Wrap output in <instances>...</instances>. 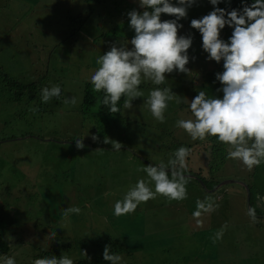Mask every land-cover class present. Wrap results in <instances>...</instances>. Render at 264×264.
Instances as JSON below:
<instances>
[{
	"label": "rangeland",
	"instance_id": "374dc122",
	"mask_svg": "<svg viewBox=\"0 0 264 264\" xmlns=\"http://www.w3.org/2000/svg\"><path fill=\"white\" fill-rule=\"evenodd\" d=\"M116 1L113 8L103 3L98 6L94 0H0V71L25 83L38 80L41 82L39 88L64 82V86L59 85L61 96L77 98L74 106H60L58 101H54L56 98H52L48 105L51 111L41 118L56 117L32 123L17 118L18 113L25 118L28 116L26 107L38 106V96L33 91L27 92L21 100L3 103L0 99V204L9 203L8 210H13L14 214L15 209L25 212V222L18 228L25 235L21 242L33 243L34 251L39 250L37 256L40 252L51 251L43 258L66 255L74 261L90 252L88 248H80L81 243L91 247L92 239L102 236L112 242L116 241L115 237L125 236L134 241L138 233L134 235L131 232L136 233L137 226L150 222L146 235L154 225H170L173 230L163 236L165 241L162 244L146 243L142 252L135 250L131 254L127 251L118 254L123 258L122 264H264V208L257 199L258 196L264 197V164L248 172L238 161L226 159L225 146L217 141H214L215 154L211 155L208 168H188L191 173L197 171V176L190 175L187 199L168 202L157 197L140 204L134 213L120 216V220L113 215L114 220L110 221L108 216L107 225L103 227L104 213L111 211L113 214L114 203L138 179L146 177L145 173L137 172V168L149 163L158 165L161 161L167 164L181 146L191 149L188 167L199 166L198 153H210V142L192 141L175 125L178 119L191 117L187 101L197 94L190 84L202 83L201 72L220 71L223 64L206 59L201 34L190 26L192 19H199L213 10L209 0H197L188 9L187 18L179 21L183 25L179 35H191L193 38L188 50V74L173 72L159 86L143 81L139 90L144 97L134 99L132 109L124 108L120 116L101 115L95 105L87 112L81 110L83 91L98 67L96 58L109 50L110 42L127 44L134 33L127 26V13L133 9L140 11L138 0ZM79 7L84 10L80 11ZM91 7L97 8L99 13L87 9ZM174 18L167 15L166 19ZM118 19L133 32L125 33L122 29L119 34L114 28L116 26L112 25L115 21V24L119 23ZM73 22L72 28L85 23L81 35H86V27L93 35L97 33L94 30L99 29L98 37L104 45L100 54L83 47V43H79V47L68 45L72 40L69 34ZM224 35L221 31V38L226 40ZM64 40L66 45H61ZM215 83L216 80L213 85ZM155 87L171 88L180 101L169 102L164 123L156 121L144 104V99ZM198 88L210 97L221 95L209 87L198 85ZM28 95L32 98L29 99ZM98 118L111 123L104 125L106 130L97 134L98 140L94 141L89 130L97 124ZM72 135L82 136L83 149L76 147V137ZM105 138L120 142L121 150H112L110 143H103ZM34 169L40 173L38 181L41 186L35 185L39 182L30 177L34 175ZM198 170L209 179L207 184H203ZM231 179L249 185L251 207L256 208V216L260 218L258 223H253L246 215L249 197L242 183L230 182L218 187ZM206 195H212L219 207L206 214L203 225L198 226L192 213L196 210V200H203ZM89 205L93 209L85 214L84 209ZM72 206H78L80 214L70 213L63 217V211ZM52 209H58V212L52 214ZM48 214L58 215V218L49 220ZM41 219H47L48 225L43 226ZM225 223L228 229L223 239L213 244L211 237ZM52 230L57 233L56 240L51 239ZM62 235L64 237L60 239ZM69 245L70 249H66ZM105 246L102 245L94 254H103ZM10 252L11 255H6L21 258V264H32L33 260L28 259L25 250L15 248ZM0 256H4L1 251Z\"/></svg>",
	"mask_w": 264,
	"mask_h": 264
},
{
	"label": "clouds",
	"instance_id": "9594fccd",
	"mask_svg": "<svg viewBox=\"0 0 264 264\" xmlns=\"http://www.w3.org/2000/svg\"><path fill=\"white\" fill-rule=\"evenodd\" d=\"M230 0H209L213 10L199 19H192L190 26L199 31L202 37V49L207 53L208 61L223 62V71L215 74L221 85L217 92L222 96H208L203 90L198 91L188 103L190 118L176 121V127L183 130L192 141H205L214 137L217 143L225 146L226 159L238 161L248 172L264 164V0L246 3L241 0L242 8L227 10L218 5ZM197 0H138L139 8L127 13L129 27L134 36L127 44L110 42L109 50L96 58L98 67L89 77L92 90L103 93L98 100L109 112L116 113L121 98L123 107L132 109V101L144 97L139 90L143 81L154 85L165 82L166 76L173 72L188 74L189 54L192 46L191 35H179L183 25L180 20L187 18L188 9ZM162 14L175 17L162 20ZM232 29L227 41L221 38L225 27ZM131 45V48L128 45ZM194 59V58H193ZM61 96V87L52 85L41 89V102L47 103L52 98ZM180 103L171 88L155 87L144 99V104L151 116L158 122H165V111L169 102ZM76 97L65 98V106H74ZM33 112L37 109H31ZM94 141L98 137L93 136ZM83 139H76V147H85ZM103 143L111 144L112 150L120 151L118 141L105 138ZM191 149L181 146L175 150L167 164H147L137 168V172L146 174L138 179L118 199L113 206L116 217L129 215L137 207L149 200L163 197L168 202L187 199V184L190 177L188 157ZM258 201L264 198L257 197ZM219 205L212 195L203 200H196V210L192 213L198 226L203 225V217L216 211ZM78 206L66 208L62 216L70 213L80 214ZM246 215L253 223H258L256 208L248 207ZM228 224H223L214 236L212 243L223 239ZM52 230L51 239L56 238ZM103 259L109 264H122V257L112 253L105 246ZM0 264H16L15 257L0 256ZM32 264H74L66 255L60 257L36 258Z\"/></svg>",
	"mask_w": 264,
	"mask_h": 264
},
{
	"label": "trees",
	"instance_id": "16d2710c",
	"mask_svg": "<svg viewBox=\"0 0 264 264\" xmlns=\"http://www.w3.org/2000/svg\"><path fill=\"white\" fill-rule=\"evenodd\" d=\"M94 1L96 2V4L98 6H100V3H103V4L110 5L113 8H115L114 4L116 2H118L116 0H94ZM245 2L250 4L253 2V0H245ZM219 6H220V8H226L227 10L230 11L233 8L240 9V8H242L243 5L241 3V0H230V2L220 3ZM79 8H80V11L84 10L83 7H79ZM87 9L88 10L91 9V10L99 13V10L95 7L94 8L91 7V8H87ZM140 11H143V9H140ZM79 16H81V13H79ZM69 17H68V20H70ZM88 17H89V15H88ZM166 18H167V15L162 14L161 19L166 20ZM118 20H119V23L115 24V22H116L115 21L112 25L116 26L114 28H116V31H118L119 34H121L122 29L124 30L125 33H132L133 32V31L127 30V26L129 27V25H127L125 22H123L120 19H118ZM74 23L75 22L71 23V25H70L71 33L69 34V37H71L72 40L70 41L71 44H68V45H74L75 44V45H78V47H79V43H83V47H85V48L88 47V48H90L91 52H99V54H100V52L103 50L104 45L102 43H100L101 37H98L99 29L98 28H97L98 30L95 29L94 31H97V33H94V35H93L91 32V29L89 27H86V30H85L86 35H81L80 32H81V29L83 28V26L85 25V23L83 25H80V26L77 25L75 28H72ZM129 29H130V27H129ZM222 31L225 34L224 37H226L225 41H227L228 38L230 37L231 33H232V29L226 26ZM103 34L104 33H101V35H103ZM105 35L108 36L107 32H105ZM133 36H134V33L132 34V37ZM94 37H95V39H94ZM65 40H67V38ZM65 40L61 43V45L65 44ZM220 69L221 70L217 71V72L223 71V64H221ZM217 72H214V73L213 72H207V73L201 72L203 82L198 84V85L209 87L211 90L214 91V93H217L219 95V92H217V89L220 88L221 85L219 84L218 81H216V83L213 85L214 80H216L215 74ZM12 82H13V84H12ZM52 83L56 84L57 82H52ZM58 83H59V85L61 84L62 86L65 85L64 82L59 81ZM40 84H41V82H38V80H32V81L25 83L21 80L14 79L9 73H3L2 71H0V87H1L0 88V99L3 101V103H6L7 101H12V100H21L22 97L27 92H30V90H31L34 92L35 95L38 96V106L37 107H26L25 111H28V116L25 118V117H23V114L20 115V113H18L19 117L17 118V120L19 119V120H23V121L32 123L36 120L45 121V120H49L50 118L51 119L55 118L56 116L55 117H49L46 119L41 118V116L43 114L51 111V110H49L48 105H49L50 101L53 99H51L47 103L41 102V98H40L41 97V89L45 86L43 85L41 88H39ZM12 85H13V88H11ZM198 85L193 84V83L190 84V86L192 87V90L194 91L195 94H198L197 91H201L198 88ZM210 86H212V87H210ZM13 91H14V94H13ZM220 96H222V93ZM102 97H103V93L94 92L92 90V85L89 84V86H87L83 91V106H82L81 110L84 109V111L87 112L92 105H95V107L97 108L98 112L101 113V115H105V116L119 115L120 116L123 114L122 112L124 111L123 104H124L125 98L122 97L121 101L118 104L120 111L116 112V113H111V112H109L108 107L102 106L100 103H98V100L102 99ZM28 98L31 99L32 96L28 95ZM64 99H65V97L62 95L58 99L56 98L54 101H58V104L60 106H63V100ZM33 108L37 109V111L33 112L31 110ZM106 119L109 120V118H106ZM58 120L61 121L60 119H58ZM61 122H64V121H61ZM107 123L110 124L111 121L106 122L102 118H98L97 124L94 125L91 130H89V132H91L90 136L91 135L96 136L97 134L99 135L101 132L106 130V129H104V125H106ZM98 124H101V125L98 126ZM31 128H33V127H31ZM27 133H30V132L28 131ZM72 136L76 137L75 139L82 137L80 135H78V136L72 135ZM88 140L93 145H96V143H94L89 138H88ZM205 141L211 143V151H210V158H211V155L213 157L215 154L216 144L214 143V141H216V139L213 137H208V139ZM211 161H212V159H211ZM188 171L189 170H187L186 172H188ZM30 177L32 178V180L39 182L38 180L40 177V173L37 174V171L34 169V175H30ZM201 178L204 180V183H206V184H207L206 181L207 180L209 181V179L203 175H201ZM35 185L41 186L42 183L41 182L35 183ZM224 192H226V190H224ZM51 194L53 195V193H51ZM12 204H14V203H12ZM3 208L4 207H2L0 205V210H2ZM2 211L8 212V213L11 212V214L13 213V210H8V206L5 209H3ZM51 211H52V214H55L56 212H58V209H55V211L52 209ZM108 212L112 213L111 211H108ZM112 216H113V214H112ZM56 217L58 218V215L53 217L50 214H48L47 219L51 220L52 218H56ZM47 219H41V222H42V220L45 221ZM108 220L112 221L114 219H113V217H110V219H108ZM13 221L18 223L16 216L14 217ZM149 223L144 222L143 224H141L135 228L136 233H135V231L131 232L134 235H136L138 233L137 234L138 238L134 239V241H132V240L130 241V238H128L126 236L122 237V238L114 236L116 241L112 242V241L104 239V237L101 235L102 238L97 237V238L92 239L91 247H89L88 244L81 243L80 248H83V247L88 248L87 250H89L90 252L85 254V255H87L86 257L74 260L73 261L74 264H109V262H107L103 259V254H94V253H96L94 251L99 250V248H101L102 245H107V244L110 245V251L112 253L116 252L115 254L121 255V253H123L124 251H127V253L131 254L135 250H137L139 253L145 249L146 243H148V245H150L153 242H156V243L160 242L159 244H162V242L165 241V238H163V236L167 235L168 233H171L173 230L172 226H170V225H166V224L165 225H159V226L154 225L153 229L148 232V235H146V233H147L146 229L149 226L148 225ZM6 228H7L6 222L3 220V213L0 212V248H2V247H5V248L8 247L9 248L8 242L6 241V239H4V238H6V235H7ZM61 232L63 234V231H61ZM63 237L64 236L62 235V238H60V239H63ZM105 237H111V236L105 235ZM98 238H99V241L96 240ZM70 247H71V245L67 246L66 249H70ZM46 253L49 254V253H51V251H43L42 255H44ZM143 257H145V256H143ZM125 264H128V263L125 262Z\"/></svg>",
	"mask_w": 264,
	"mask_h": 264
},
{
	"label": "flooded vegetation",
	"instance_id": "af4514ba",
	"mask_svg": "<svg viewBox=\"0 0 264 264\" xmlns=\"http://www.w3.org/2000/svg\"><path fill=\"white\" fill-rule=\"evenodd\" d=\"M202 88H205V86H202ZM198 155H199V162H198L199 166H190L188 168H197V167H200V168H202V170L206 169V167L208 168L209 161L211 162L210 153L208 154L207 151H202L201 153H198ZM189 160L190 159L188 158V162H189ZM188 162H187V164H189ZM198 171H201V170H198ZM188 172L191 173V171H188ZM196 173H197V171H193L192 172V174H194V175L197 176ZM201 174L204 176L203 172H201ZM251 201H252V198H251ZM0 205L2 207H4L3 209H5L7 206H9V203L8 204L1 203ZM2 210H0V212L3 213V220L6 222V227H7L6 228L7 235H6V238H4V239H6V241L9 244V245L7 244L9 246V248L8 247L7 248H5V247L0 248V251L2 252V254L6 255V254L9 253V255H11V252L10 251L11 250L13 251V249L17 248V249H23V250H25L26 251L25 252V255L27 257H29L28 259L31 258L30 260H33L34 261L36 258H43V255H42L41 252H40L39 256H37L39 250H37V252L34 251L35 245L33 243L25 244V243H22L21 242V239H23V237L25 235H24V233H21L18 230V228L20 226H22L23 223L25 222L24 221L25 218H23V215L25 214V212H21L20 209L19 210L15 209V216H16V219L18 221V223H16V222L13 221V219L15 217L14 216V213L11 214V212H9V213L8 212H3ZM87 210L88 211H91L89 208L88 209H84L85 214H86ZM99 215L102 216L101 214H99ZM108 216L111 217L112 216V213H110V212L106 213L105 212L104 215L102 216V218L105 219L104 222H103V227H106V225H107L106 224L107 223V219L106 218ZM25 217H26V215H25ZM117 219L120 220V219H122V217H117ZM42 224H43V226H47L48 225V221L47 220H45V221L42 220ZM13 226H16V227H13ZM34 253H36V254H35V257L33 258ZM19 261H21V258H18L17 257L16 264H17V262H18V264H21Z\"/></svg>",
	"mask_w": 264,
	"mask_h": 264
},
{
	"label": "water",
	"instance_id": "95a60500",
	"mask_svg": "<svg viewBox=\"0 0 264 264\" xmlns=\"http://www.w3.org/2000/svg\"><path fill=\"white\" fill-rule=\"evenodd\" d=\"M186 176H188V177H190V175L192 174V173H190V172H187V173H184ZM230 182H240V181H238V180H235V179H231V180H225V181H223L222 183H230ZM222 183L218 186V187H220L221 185H222ZM240 183H242L246 188H247V192H248V203H249V207L251 206V194H250V187H249V185L248 184H246V183H244V182H240ZM203 184H204V182H203ZM214 190H216V189H214ZM261 198H264V197H261ZM258 203H259V205L261 206V207H263L264 208V201H258ZM84 205V204H83ZM91 205V204H90ZM89 205V206H90ZM89 209L90 210H92L93 209V207H89ZM86 213H88V212H86Z\"/></svg>",
	"mask_w": 264,
	"mask_h": 264
},
{
	"label": "crops",
	"instance_id": "0c3cea01",
	"mask_svg": "<svg viewBox=\"0 0 264 264\" xmlns=\"http://www.w3.org/2000/svg\"><path fill=\"white\" fill-rule=\"evenodd\" d=\"M101 147H102V146H99L98 148H101ZM98 148H97V149H98ZM98 150H100V149H98ZM224 184H227V183H222V186H223ZM220 187H221V186H220Z\"/></svg>",
	"mask_w": 264,
	"mask_h": 264
}]
</instances>
